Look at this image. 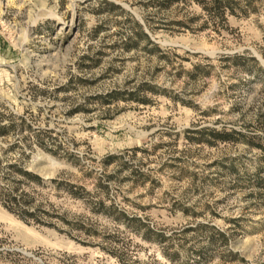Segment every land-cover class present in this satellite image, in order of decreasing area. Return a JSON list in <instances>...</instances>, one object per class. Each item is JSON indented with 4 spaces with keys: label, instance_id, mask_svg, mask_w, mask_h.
<instances>
[{
    "label": "rangeland",
    "instance_id": "374dc122",
    "mask_svg": "<svg viewBox=\"0 0 264 264\" xmlns=\"http://www.w3.org/2000/svg\"><path fill=\"white\" fill-rule=\"evenodd\" d=\"M257 4L249 16L229 15L227 28H147L166 63L103 48L131 28L111 21L93 38L106 18L96 0H0V121L11 125L0 153L30 144L29 169L84 185L105 211L42 191L94 225L102 235L93 240L107 247L28 223L0 203V264H196L198 246L200 264H264V74L252 61L249 72L225 60L264 59V0ZM188 10L201 12L196 3ZM195 65L202 69L192 76ZM143 80L162 90L146 104L98 98ZM111 251L126 252L125 263Z\"/></svg>",
    "mask_w": 264,
    "mask_h": 264
},
{
    "label": "trees",
    "instance_id": "16d2710c",
    "mask_svg": "<svg viewBox=\"0 0 264 264\" xmlns=\"http://www.w3.org/2000/svg\"><path fill=\"white\" fill-rule=\"evenodd\" d=\"M90 1V0H88ZM97 6L94 9L99 16L106 18L101 23L91 28V35L97 38L102 32L107 30V23L114 21L122 26L129 24L130 32L123 35V32L117 30L115 34H120L119 40H115L111 44L104 45L103 48H109L115 51L129 52L131 50H143L148 56L156 55L158 61L165 60L167 63L168 56L165 49L161 48L159 43L152 39L147 28H227L229 15L238 17L249 16L251 12H257L259 0H121L129 4H123L117 0H96ZM196 3L200 5V14H192L188 7ZM135 9L139 12V16L135 13ZM119 17H121L119 19ZM110 18V19H109ZM200 22V23H199ZM107 36V35H105ZM104 36V37H105ZM105 49H101L98 58H91L92 63L89 67L97 65L102 56L106 55ZM225 60L235 62V65L247 69L249 72L252 68L247 66L248 61L253 62V67L264 74V66L256 56H246L241 54H233L225 56ZM114 69V66H110ZM202 68L195 65L191 75L197 74ZM162 90L152 84L150 80H143L136 87H124L111 90L105 94L99 95L103 103H112L114 101H138L148 103L150 99L147 97L148 92L159 93ZM11 128L9 124H2L0 121V135H6ZM222 139H230L232 133L218 132ZM43 146V144L40 143ZM30 144L13 143L3 148L0 153V203L7 210L12 212L22 220L48 226L65 233L84 245L98 244L102 248L107 249L103 245V240L96 243L93 238L100 237L101 232L94 225L90 224L82 218L81 214L71 213L62 205L52 202L44 195L42 189L45 187L53 188L57 195H68L76 200H81L85 206L94 210V212H103V202L97 203L98 208L91 206L87 195L90 193L84 185L69 181L66 178L55 176L45 179L41 174L28 168V158L31 152H27ZM32 147V146H31ZM48 149L46 146H43ZM55 153L53 149H50ZM19 151V156L14 160H9L12 152ZM126 215L124 212H121ZM204 227L198 224L194 228L183 230L184 234L190 230L197 231ZM147 233H153L154 230L147 228ZM221 242L227 244L229 236L226 231L217 229ZM165 240L164 235H160ZM103 239V238H102ZM183 239H185L183 237ZM205 247L195 249L197 253L196 264H200L201 258H205ZM113 254L120 256V261L125 263L124 256L126 252L119 253L111 251ZM178 251L175 255H178Z\"/></svg>",
    "mask_w": 264,
    "mask_h": 264
},
{
    "label": "water",
    "instance_id": "95a60500",
    "mask_svg": "<svg viewBox=\"0 0 264 264\" xmlns=\"http://www.w3.org/2000/svg\"><path fill=\"white\" fill-rule=\"evenodd\" d=\"M136 13V12H135ZM138 15V13H136ZM139 16V15H138ZM140 17V16H139ZM152 36V35H151ZM152 38L155 40V38L152 36ZM255 55L261 60V62L264 64V59L257 53Z\"/></svg>",
    "mask_w": 264,
    "mask_h": 264
}]
</instances>
